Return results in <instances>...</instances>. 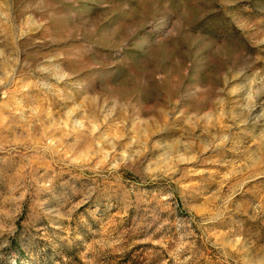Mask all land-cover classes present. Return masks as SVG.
I'll list each match as a JSON object with an SVG mask.
<instances>
[{
    "label": "clouds",
    "instance_id": "obj_1",
    "mask_svg": "<svg viewBox=\"0 0 264 264\" xmlns=\"http://www.w3.org/2000/svg\"><path fill=\"white\" fill-rule=\"evenodd\" d=\"M0 264H264V0H0Z\"/></svg>",
    "mask_w": 264,
    "mask_h": 264
}]
</instances>
